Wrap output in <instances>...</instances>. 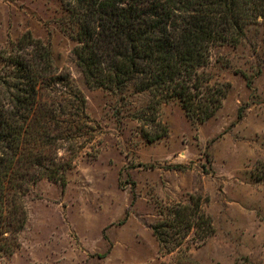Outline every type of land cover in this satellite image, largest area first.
<instances>
[{"label": "rangeland", "instance_id": "1", "mask_svg": "<svg viewBox=\"0 0 264 264\" xmlns=\"http://www.w3.org/2000/svg\"><path fill=\"white\" fill-rule=\"evenodd\" d=\"M68 1L0 0V98L11 60L47 46L59 79L37 100L58 119L44 151L64 165L63 182L15 195L22 228L0 217V264H264V25L211 49L203 71L223 97L202 119L178 98L86 83ZM187 207L209 217V235L170 227L196 220Z\"/></svg>", "mask_w": 264, "mask_h": 264}, {"label": "trees", "instance_id": "2", "mask_svg": "<svg viewBox=\"0 0 264 264\" xmlns=\"http://www.w3.org/2000/svg\"><path fill=\"white\" fill-rule=\"evenodd\" d=\"M67 3V26L76 41L73 54L86 83L113 92L132 87L154 97L178 98L202 119L214 114L223 97L203 71L211 49L237 44L250 27L264 25V0ZM31 42L37 52L11 60L15 81L4 91L9 98H0V217L7 214L3 223H15L14 230L24 223L23 210H17L14 199L23 184L41 178L64 181V165L44 151L53 149L49 126L57 122L56 108L37 100L41 84L46 87L59 78L51 76L49 48ZM11 89L16 93H9ZM193 208L187 207L196 220L179 218L169 222L170 227L185 222L187 229L195 226L196 233L200 229L205 237L212 231L210 219ZM153 232L158 236V226H153Z\"/></svg>", "mask_w": 264, "mask_h": 264}]
</instances>
